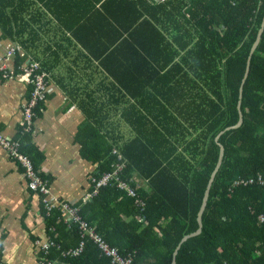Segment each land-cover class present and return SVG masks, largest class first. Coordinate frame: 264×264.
Returning <instances> with one entry per match:
<instances>
[{
  "label": "trees",
  "instance_id": "obj_1",
  "mask_svg": "<svg viewBox=\"0 0 264 264\" xmlns=\"http://www.w3.org/2000/svg\"><path fill=\"white\" fill-rule=\"evenodd\" d=\"M35 1L0 0L2 36L23 45L24 31L28 41L36 35L31 18L40 20L50 9L71 39L98 61L120 99L140 104L121 107L134 133L120 142L101 130L100 120H90L110 107L85 106L89 120L77 140L81 155L98 163L96 175L111 169L116 161L111 150L117 148L126 161L122 176L131 178L136 171L148 182L146 190L136 188L143 208L106 185L80 203L81 217L121 254H130V264H170L180 238L197 228L196 214L220 143L223 156L201 232L181 243L175 264H264V27L241 88L242 122L225 129L238 120L239 86L264 16V0H179L177 6L168 0L148 5L160 16L149 14L150 19L140 8L142 0H41V13L35 12L38 7L30 9ZM87 23L105 39L86 40ZM21 61L15 57L14 66ZM35 112L40 114L38 107ZM13 138L38 168L43 154L20 121ZM138 215L146 221H138ZM61 216L56 208L46 216L47 232L58 244L47 257L62 264H109L89 238L78 255L62 257L61 251L78 244L80 233L76 223L67 226Z\"/></svg>",
  "mask_w": 264,
  "mask_h": 264
},
{
  "label": "crops",
  "instance_id": "obj_2",
  "mask_svg": "<svg viewBox=\"0 0 264 264\" xmlns=\"http://www.w3.org/2000/svg\"><path fill=\"white\" fill-rule=\"evenodd\" d=\"M167 1L142 0L140 8L149 19V14L159 18L158 13L148 5ZM178 3L179 0H173L172 6ZM43 5L44 2L36 0L30 9L38 7L35 12L41 13ZM166 7L169 8V5ZM49 11L47 9L45 13L42 12L39 21V16L31 18L36 35H32L28 41V33L24 31L20 37L23 45L19 39L2 36L0 29V62L10 67L14 65L15 57L20 56L23 58L21 64L34 61L49 75L47 92L38 108L40 114L33 117L30 128L31 141L43 154L37 169L46 182V194L27 187L22 167L0 144V264H40L41 242L48 237L47 203L56 207L63 201L77 203L90 190L89 177L97 170L98 163L81 155V143L77 140L79 129L89 120L84 107L98 104L110 107L108 113L97 112L90 116V120H100L102 124L96 123L101 130L118 136L116 141L120 142L134 133V129H130L120 114L121 107L124 109L126 106L140 105L139 100L120 99L119 94L115 93L118 87H113L109 79L105 78L106 74L98 61L88 56L71 39L70 32ZM24 19L27 20L28 15ZM43 20L47 23L39 25ZM16 23L17 27L20 21L17 19ZM90 27L92 25L89 23L85 26L83 36L87 37L86 40L105 39L101 31L93 34ZM113 36L114 33H111ZM20 65L13 68L16 75L0 79V135L7 137H16L23 105L29 94V86L17 75ZM142 112L145 113L144 110ZM122 179L130 181V186L138 196L137 189L148 188V182L140 178L136 171H133L131 178L122 176ZM122 191L128 195L125 190ZM131 198L135 205L134 198ZM122 217L126 218L125 215Z\"/></svg>",
  "mask_w": 264,
  "mask_h": 264
},
{
  "label": "built area",
  "instance_id": "obj_3",
  "mask_svg": "<svg viewBox=\"0 0 264 264\" xmlns=\"http://www.w3.org/2000/svg\"><path fill=\"white\" fill-rule=\"evenodd\" d=\"M14 65L8 67L5 63L0 62V79L10 78L13 75H16L13 71ZM17 75L25 79L26 84L29 86V94L24 102L21 116V124L24 126L25 130H29L33 117L35 115V108L37 105L44 100L45 93L47 92V82L45 80V72L39 69L36 62H30L29 64H22ZM0 144L7 149L9 155L19 162L20 166L24 171V175L27 181V187L36 192L46 194L47 185L41 172L34 167L31 158L27 155L26 152L22 151L21 144L17 139L12 137H7L0 135ZM115 152V150L113 151ZM117 154V162L112 167L111 170L104 171L99 175L93 174L91 176V182L93 184L94 191H96L100 186L105 185H117L118 187L124 189L126 193L130 196H133L134 202L136 205L140 206L142 209L144 206V201L136 194V191L133 187L130 186L127 180L121 178V169L123 163L121 162L120 154ZM57 208L62 212V217L64 222L70 224L71 222L78 223V228L80 230V235L82 239L74 247H69L61 251L62 257H72L78 255L84 245V237H88L98 248L99 254L105 256L109 259V264H130L132 261V256L130 254L123 255L121 254L116 246H113L107 242V240L95 230V228L89 225L84 219L80 217L78 213V206L72 204L68 201L60 202L56 206H52L47 203L46 210L47 212L51 209ZM264 217L260 216V220H263ZM138 221H146L143 215L137 216ZM52 230L53 227H50ZM86 235V236H85ZM47 238L41 242V262L40 264H62V261L59 259H50L47 257V251L52 246H58V244L47 234Z\"/></svg>",
  "mask_w": 264,
  "mask_h": 264
},
{
  "label": "water",
  "instance_id": "obj_4",
  "mask_svg": "<svg viewBox=\"0 0 264 264\" xmlns=\"http://www.w3.org/2000/svg\"><path fill=\"white\" fill-rule=\"evenodd\" d=\"M263 27H264V16L262 18L260 27H259V29L257 31L255 40L253 41V43H252V45L250 47L249 55H248L247 61H246L245 71H244V74H243V77H242V80H241V83H240V86H239V100H238V104H237L238 120H237V122L235 124L226 126L225 129L238 127L241 124V122H242V113L240 111V97H241V91H242L241 88H242V84H243V82H244V80H245V78L247 76V73H248L249 60H250L251 54H252V52L254 51V49L256 48V46H257V44L259 42L261 33L263 31ZM222 131H220L219 134ZM216 138H217V136H216ZM222 156H223V146L219 143L218 159H217V162H216L213 170L211 171V174H210L209 179L207 181L206 188H205L203 196H202L201 204H200L199 209H198L197 214H196L197 228L194 231H192V232L184 234L180 238L179 242L177 243V245L175 246V248H174V250L172 252V258H171L170 264H175L176 253H177V250L179 249L181 243L184 242L188 237L193 236V235H197V234H199L201 232V228H202V213H203V210L205 208L206 201H207V198H208V195H209V189H210L211 183H212V181L214 179V176L216 174V171H217V169H218V167H219V165L221 163Z\"/></svg>",
  "mask_w": 264,
  "mask_h": 264
},
{
  "label": "clouds",
  "instance_id": "obj_5",
  "mask_svg": "<svg viewBox=\"0 0 264 264\" xmlns=\"http://www.w3.org/2000/svg\"><path fill=\"white\" fill-rule=\"evenodd\" d=\"M30 62H34V61H28L27 63H22V64H29ZM21 64V65H22ZM20 65V66H21ZM38 67H39V65H38ZM21 69H19V71H20ZM22 71V70H21ZM21 79H23L22 77H21ZM24 80V82H25V79H23ZM26 83V82H25ZM41 103V102H40ZM40 103L37 105V107L39 108V106H40ZM36 107V108H37ZM35 108V109H36ZM34 116H36V112H35V115ZM33 121V120H32ZM29 131H30V129H29ZM13 138V137H12ZM14 139V138H13ZM115 150V152H113ZM111 153H113V154H115L116 156H115V158H116V161L113 163V166L115 165V163L117 162V154L116 153H118L119 154V152H118V150H117V148H115V147H112V150H111ZM121 162L123 163V166L126 164V161L125 160H121ZM112 166V167H113ZM112 167H111V169H112ZM123 168V167H122ZM110 169V170H111ZM122 170V169H121ZM106 171H108V170H106ZM96 172H97V170H95V171H93L92 172V174H91V176L93 175V174H96ZM104 172V171H103ZM122 172H123V170L121 171V178H122ZM102 173V172H101ZM91 176L89 177V181L91 182ZM106 186V185H105ZM111 186H116V187H118L116 184L115 185H111ZM100 187H102V186H100ZM99 187V188H100ZM99 188L96 190V191H94V188H93V184H92V182H91V184H90V190L86 193V194H84L82 197H81V200L79 201V202H77V203H72V204H75L76 206H78V213H79V208H80V203H83V202H85V201H88V200H90L94 195H96L97 194V192H98V190H99ZM119 189H122V188H120V187H118ZM122 190H124V189H122ZM130 196V195H129ZM131 197H133V196H131ZM71 203V202H70ZM136 205V204H135ZM54 209V208H53ZM57 209V208H56ZM52 210V209H51ZM51 211H49V213H50ZM62 213V212H61ZM80 214V213H79ZM63 216V215H62ZM61 216V218H62V221L64 222V220H63V217ZM80 217H81V215H80ZM82 218V217H81ZM82 219H84V218H82ZM85 220V219H84ZM86 221V220H85ZM87 222V221H86ZM67 226H69L70 224H72V223H76V222H71L70 224H67L66 222H64ZM88 223V222H87ZM89 224V223H88ZM76 225H77V227H78V223H76ZM89 225H91V224H89ZM92 226V225H91ZM51 227V226H50ZM96 230V229H95ZM97 231V230H96ZM78 232L80 233V230H79V228H78ZM102 235V234H101ZM86 236V235H85ZM103 236V235H102ZM104 237V236H103ZM85 238H88V237H84V240H85ZM105 238V237H104ZM82 239V237H81V235H80V239H79V242H80V240ZM108 242V241H107ZM109 243V242H108ZM94 244V243H93ZM110 244V243H109ZM95 245V244H94ZM97 248V247H96ZM97 250H98V248H97ZM98 253H99V251H98ZM105 257V256H104Z\"/></svg>",
  "mask_w": 264,
  "mask_h": 264
},
{
  "label": "bare ground",
  "instance_id": "obj_6",
  "mask_svg": "<svg viewBox=\"0 0 264 264\" xmlns=\"http://www.w3.org/2000/svg\"><path fill=\"white\" fill-rule=\"evenodd\" d=\"M49 1V0H48ZM166 1V0H165ZM192 2V1H191ZM72 3V2H71ZM185 3V2H184ZM197 3V2H196ZM19 4V3H18ZM167 4V3H166ZM181 4V3H180ZM198 4H199V2H198ZM49 5V4H48ZM26 6H28V5H26ZM47 6V5H46ZM182 6V5H181ZM44 7V6H43ZM48 7V6H47ZM27 8V7H26ZM46 8V7H45ZM24 9V8H23ZM18 10V9H17ZM47 11V10H46ZM31 12V11H30ZM50 12V11H49ZM188 12V11H187ZM38 13V12H37ZM44 13V12H43ZM183 17V16H182ZM194 17V16H193ZM213 17V16H212ZM195 18V17H194ZM178 19V18H177ZM210 19V18H209ZM211 20V19H210ZM37 21H39V19L37 20ZM44 21V20H43ZM172 21V20H171ZM212 21V20H211ZM195 22V21H194ZM183 23V22H182ZM191 23V22H190ZM206 23H207V21H206ZM46 24V23H45ZM208 25V24H207ZM178 28V27H177ZM194 28H196V27H194ZM46 29V28H45ZM129 29V28H128ZM188 31V30H187ZM42 32V31H41ZM171 32V31H170ZM180 32V31H179ZM33 33V32H32ZM197 34V33H196ZM53 35H55V34H53ZM31 37V36H30ZM38 39V38H37ZM40 39V38H39ZM59 40V39H58ZM169 40V39H168ZM63 41V40H62ZM71 41V40H70ZM71 43V42H70ZM43 44V43H42ZM61 45V44H60ZM71 45V44H70ZM22 46V45H21ZM25 48V47H24ZM65 48V47H64ZM74 48V47H73ZM70 54V53H69ZM178 54V53H177ZM72 55V54H71ZM71 59V58H70ZM51 73V72H50ZM94 78V77H93ZM80 79V78H79ZM79 83V82H78ZM87 83V82H86ZM67 85V84H66ZM85 85V84H84ZM65 86V85H64ZM87 91V90H86ZM172 91V90H171ZM88 94V93H87ZM170 94V93H169ZM180 96V95H179ZM183 99V98H182ZM178 104V103H177ZM182 105V104H181ZM178 106V105H177ZM149 107V106H148ZM175 107V106H174ZM78 109V108H77ZM39 114V113H38ZM156 124V123H155ZM167 126H168V124H167ZM149 128V127H148ZM147 128V129H148ZM167 128V127H166ZM141 130V129H140ZM145 132V131H144ZM143 133V132H142ZM152 137V136H151ZM72 229H74V228H72ZM70 232V231H69ZM92 242V241H91ZM68 248V247H67ZM118 249V248H117ZM38 255V254H37Z\"/></svg>",
  "mask_w": 264,
  "mask_h": 264
},
{
  "label": "rangeland",
  "instance_id": "obj_7",
  "mask_svg": "<svg viewBox=\"0 0 264 264\" xmlns=\"http://www.w3.org/2000/svg\"><path fill=\"white\" fill-rule=\"evenodd\" d=\"M123 124L121 123V126H122Z\"/></svg>",
  "mask_w": 264,
  "mask_h": 264
}]
</instances>
